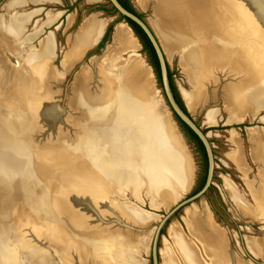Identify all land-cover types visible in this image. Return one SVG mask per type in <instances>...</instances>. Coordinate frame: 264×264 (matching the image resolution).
<instances>
[{
  "label": "rangeland",
  "instance_id": "374dc122",
  "mask_svg": "<svg viewBox=\"0 0 264 264\" xmlns=\"http://www.w3.org/2000/svg\"><path fill=\"white\" fill-rule=\"evenodd\" d=\"M11 1L12 0H0V25L4 21H14L20 17H27V21H23V26L19 34L11 33L12 39H10L11 34L8 36L7 33L4 34L2 30H0V42H15L14 46L21 49L22 53H20V58L16 56L19 67L9 61L10 80L8 88L5 87L6 96H8L9 99H5L4 102L3 120L7 130L5 129L6 132L2 145L3 149L0 147V153H3L0 158V168L2 169L0 184V223L2 222L0 225V245L1 243L3 245L0 246V264H3L2 260H4V264H66L62 258L63 261H59V255L56 256L57 252L66 255L69 252L71 253V250L76 251L79 255L78 264H103L94 253L92 245L93 240L97 238L102 239L108 234L109 227L101 223H88L90 218L73 202V199L78 197L86 200V202L88 201L89 205H93V209L94 207L100 208L98 201L101 197H103L101 200L106 198L105 195L107 196V194L111 192L107 185L112 181L111 179L106 182L103 180L100 181L99 178L95 176L94 172L97 166V160L101 157H98V154L94 151H84L81 145L82 143L80 142L81 140H85V126L90 121L88 114L93 107L86 102L83 103L80 101V93H82V84L80 83H85L83 90H85V93L87 92V96H89L92 101L98 102L101 100L106 83L105 86H103V84L99 85V82L95 84L96 81L103 83L105 79L100 70L96 69V65L92 60L103 56L107 46L113 41L116 26L126 22L122 20L115 23L112 35L103 47L99 48L98 44L100 42H98L96 45L86 48L81 56L70 65L69 68H66L64 66L65 55L71 51L72 46L70 42L76 37L84 21L90 16H95L97 20H106V32L110 24L120 20V14L116 13L115 15H110L104 11V9L110 11L112 8L107 0H46L38 3L27 0L21 5L10 7ZM131 3L137 11L145 15V19L151 26L153 25L152 21H157L158 17L156 14L158 13V7L154 4V1H148L147 5L140 4L138 0H131ZM193 3L192 7L187 6L186 8L187 12L190 11L188 14L197 10L200 14V18L197 20L199 23L198 29L200 30L198 35L200 34V36H198V40H196L200 41V43H198L201 46L202 37H204L206 33L209 34L212 41V52L215 56L220 54V58L215 59V63L213 62L214 65L207 70V76L211 77L212 74V78L216 77V65L218 64L219 66L217 65V68L232 72V74L239 79H244L245 77L246 79L251 78L253 76L251 72L246 70V68L242 69L240 67V57L246 54L250 48H252L256 54L259 53L257 48H255L256 45L262 46L261 50H264V44H262L264 43V26L247 13L242 12V14H240L235 10L233 11L232 6H230V4H232L231 0H193ZM202 3L207 8L211 7L212 10L208 9L206 12L202 11L200 8L201 5H203ZM213 6H215L216 9L213 8ZM59 12H61V15L50 22V17H55ZM71 18H73V22H70ZM176 18H178V16ZM234 28V31H238L239 29V31L242 32L241 35H246L247 41H241V39H239L242 37L239 32L237 33L239 36L237 37V35H235L234 37L232 34ZM51 33L55 36L54 56L45 63L47 65L39 67V65L34 64V60L39 52L38 50L41 48L42 41ZM133 35L136 41H138L137 43L140 48L135 51H125V54L122 53L121 58L127 62L130 61L129 58H134L136 55L135 59L140 60L142 65H145V68L149 72L151 71L150 75L152 74L153 90L154 92L158 91L156 95H159L162 99V111L167 116L168 113L166 112H169L177 131L188 149L193 164V181L189 190L185 192L181 199L169 210H165L163 207L155 209L150 205L151 197L147 192V178H144L145 184L140 195L143 201H137L126 184H120L121 188H124L125 194L122 197L115 195L120 203H127L130 200V202H135L140 208L152 212L153 215L157 217L147 228H133L134 232H144L150 234L151 237L150 248L148 252H142V258L140 259H143L142 261H145L146 264H155L154 251L156 249L158 264H164L163 251L166 249L167 242H169V244L172 243L169 236V228L173 222H179L185 232H187L183 216L186 212V208L194 204L199 210L206 207L221 229L224 230L227 242L235 259L239 260L242 264H264V256L262 255L264 254V219L259 217L263 216L264 207L258 209L256 201V198L260 196L264 187V156L261 158L263 163V167L261 168L258 160L252 155L253 136L251 135L257 130L256 128L259 130H257L258 132H255V134H263L264 132V108L260 109L258 111L259 113L257 112L255 114V117L250 116L253 112L251 109L247 108L242 113H238L239 115H245L242 121L235 120L229 122V118L232 116L231 109L237 106L233 93L238 90V88H241L242 85L233 86L235 82L223 80L218 83V93H216L215 99L213 98L202 107L190 110L186 104L185 98H183V94L184 91H193L194 86L190 81L187 69L182 64V57L179 49L172 48L168 54L165 52L169 61L170 71L173 73L174 82L185 103L187 111H190L191 117L196 124L206 132L205 134L212 148L215 150V176L211 181V186L196 201L180 211L176 210L175 208L199 191V180L202 176V159L194 143L187 137L175 115H172L171 110L163 99L164 91L158 82L154 68L149 61V57L147 53L143 51V45L134 31ZM29 36H32V39H29ZM258 38H260L259 41ZM3 47L4 45L0 43L1 52L3 51ZM132 55L134 56L132 57ZM261 57L263 58V56ZM33 64L36 67L35 69L33 68ZM45 70L47 72H44ZM93 75L95 76L93 77ZM33 76H36V79ZM37 78L40 79L37 80ZM94 84L99 86L95 87ZM255 86L264 92V85L257 84ZM244 87H247V85H244ZM248 87H251V83ZM92 88L93 90H91ZM77 90L78 94H76ZM30 95L32 97H30ZM152 98L156 101L155 97L152 96ZM76 103H78V106ZM80 109L83 110L80 111ZM208 110L218 111L219 114L216 118V123H208ZM247 113H250V115H246ZM135 117H137V115H135ZM26 120H29V122H26ZM48 120H50V122H47L49 124L47 130L44 123ZM8 130L9 132L11 131L9 135L7 132ZM251 130H253V132ZM234 132H236L238 136L236 140H234L233 137ZM27 137H29V139ZM113 137V143L116 145H123L126 143V140L123 141V138L120 139L116 134L113 135ZM15 143L17 145L19 143V145L17 146ZM65 149L71 151L72 154H70L74 157L65 159L63 156H68L67 153L65 155L62 153ZM38 150L41 153H39ZM236 150H238L245 163L246 174L252 176L254 183L260 182L258 185L256 184L255 191H252L250 185L246 184L245 173L235 162L234 154ZM25 154H27V156H25ZM59 154L61 156H59ZM31 156L34 160L33 158H29ZM51 159H53V161H51ZM23 160L25 161L22 162ZM33 163H42L44 166L53 164L55 170L52 172H44L45 174H43L42 171L37 174L34 173L25 181L17 180V173L26 168V166H31ZM75 170L77 173H75ZM227 178L235 183L244 202L256 208L257 211L254 212V216H247L242 213L241 208L238 207V202L235 201L225 184ZM73 186L75 188H72ZM25 188L28 190H25ZM24 193L28 194L24 195ZM72 195H74V197H71ZM112 198H114V196H110V200L114 201ZM16 200L19 201V205H12L10 207V203L15 204ZM25 205H29L32 209L36 210L35 220L27 222L30 216H32V213H27L25 215V218H27L25 219L26 221L19 216V212L21 215L22 208ZM101 213H104V210L101 209ZM14 217L15 220L13 222ZM29 228L31 231L28 230ZM34 236L41 241L37 242L36 239L34 240ZM250 239L255 242L257 241V249L262 254L258 255L253 250L252 243H249L252 242ZM67 255L71 258V261L75 263L74 258L71 257L72 253ZM204 261L206 263L209 262L208 259H204Z\"/></svg>",
  "mask_w": 264,
  "mask_h": 264
},
{
  "label": "bare ground",
  "instance_id": "6f19581e",
  "mask_svg": "<svg viewBox=\"0 0 264 264\" xmlns=\"http://www.w3.org/2000/svg\"><path fill=\"white\" fill-rule=\"evenodd\" d=\"M32 1L37 3L42 0H32ZM148 1L150 0H138V2L142 5H147ZM152 1H154V4H156V6L158 7L157 8L158 13L156 14L158 19L157 21H152L153 23L152 26L154 27L160 39V42L167 54L172 48L179 49V52L182 57V64L187 69V72L190 77V81L194 86L193 91L190 92L184 91L183 94L184 96L183 98H185L186 104L189 107V109L195 110L197 107H202L206 105L213 98L215 99L216 97L215 95L216 93H218V83L222 82L223 80L225 81L230 80L231 82H235L233 83V86L242 85V87L238 88V90L234 91L233 93L234 100L237 102L236 103L237 106L234 109L230 106L232 108L231 109L232 116L229 118V122H233L235 120L242 121L245 115H239L238 113H242L247 108L251 109L253 114L250 115V113H247L246 115L255 117L256 116L255 114L260 109L264 108V92L261 89L259 90V88L255 86L257 84L264 85V61H262L264 60L263 59L264 50L263 51L261 50L262 46L261 47L258 45L255 46V48H257V50L259 51V53L256 54V52H254V50L250 48L246 52V54L240 57V62H241L240 67L242 69L246 68V70H249L253 75L251 78L246 79L245 77L244 79L242 78L239 79L235 77L232 74V72H229L227 70L224 71L217 68L218 64L216 65V70H217L216 77L212 78V74L211 77L210 76L208 77L207 70L214 65L213 62L215 63L214 61L215 59L220 58L219 57L220 54H217L215 56L214 53L212 52L211 49L212 41L209 34L206 33L204 37H202L201 46L199 45L200 41H197L198 40L197 37L200 36V34L198 35V32H200V30L198 29L199 23L197 22L198 18H200L199 17L200 14L198 10L191 12V14H188L190 11L187 12V8H186L187 6L190 7L193 6L192 5L193 0H152ZM231 3L232 4H230V6H232L233 11L235 10L240 14H242V12L247 13L248 15L253 17L256 21L260 22L262 26H264V0H231ZM200 8L204 12H206L208 9H211V7L207 8L204 4L201 5ZM213 8H215V6H213ZM60 15L61 12H59L55 17H50L49 21L50 22L53 21L56 17H59ZM177 16L178 18H176ZM21 18L22 17L14 21L11 20L6 21L5 24L6 30L9 33V35L11 33L19 34L21 32V27L23 26L21 24L22 23ZM70 20H71L70 22H73V18H71ZM106 26H107L106 20H97L95 16L88 17L82 24L76 37H74V39L70 42L72 47H71V51L65 55L64 66L66 68H69V66L72 65L81 56L82 52L86 48L96 45L102 38ZM2 27L4 28V26ZM238 32L241 35L242 32H240L239 29ZM12 34L10 35V37L12 36ZM232 34L235 37L236 33L232 32ZM241 36L242 37L239 38L241 39V41L243 40L247 41L246 35H241ZM28 38L32 39V36H29ZM10 39H12V37ZM259 40L260 38H258V41ZM137 42L138 41H136L131 27L127 23H120L116 26L113 35V41L111 44L107 46L103 56L94 58L92 60V62H94L96 65V69L100 70V72L103 74L105 79L103 83H101L100 81H96L95 84L99 82V85L103 84V86H105L106 83V87H104L103 90L104 91L103 97L101 98L100 101L98 102L92 101L89 98V96H87L86 94L87 92L85 93V90H83L85 83L84 84L80 83L82 84L81 85L82 93L79 92L80 101H82L83 103L86 102L89 105L93 106L92 108L90 107L91 111L88 114L90 121L85 126L86 128L85 140L84 141L81 140L80 142L82 143L81 145L83 146L82 148L84 151L87 150L94 151L96 154H98V157H101L100 159L97 160V166L94 172L95 176H97L100 181L103 180L104 182H106L110 179L112 181H110L107 185V187H109L108 188L109 191L111 192L110 193L108 192L109 194H107V196L105 195L106 198L101 200V198L103 197L101 198L99 197L100 198L99 201L97 200L99 202L98 204L100 205V208L104 210V213H101L100 208L94 207L93 209V205L92 206L89 205L88 201L86 202V200L84 199L75 197L73 199V202L76 204V206L79 209H81V211L87 214V216L91 219V220L89 219L90 221L88 220V223L89 222L91 224L101 223L102 225H106L109 227L108 234H106L102 239L97 238L96 240H93V245H92L93 246L92 249L94 253L100 259L99 261H101L103 264H146L145 261L143 262L142 261L143 259L140 258H142L141 255L142 252L146 253L150 248V240H151L150 234L144 232H140V233L134 232L133 228L134 227H138L140 229L147 228V226L151 225L157 219V217H155V215H153L152 212H148L147 210L140 208L135 202H130L129 200L128 202L125 201L127 203H122V202L120 203L118 199L115 197V195H118L120 197L125 195L123 190L124 188H121L122 185L121 183L126 184V186H128L129 191L137 201H143L140 195H141V190L143 189V186L145 184L144 178H147L146 179L147 187H148L147 192L148 195H150L151 197L150 205H152V207L155 209L156 208L159 209V207H163L165 210H169L173 205H175L181 199L183 194L189 190L191 183L193 181V164L188 149L185 146V143L183 142L181 135L177 131L176 126L174 125L175 123H173L169 115V112L165 111L166 113H168L167 116L162 111V104H163L161 103L162 99L160 98L159 95H156V92L158 94V91L154 92L153 90V80L151 77L152 74L150 75L151 71L149 72L145 68V65H142V62L140 60L135 59L136 55L134 52L133 53L135 57L129 58L130 61L125 62L121 58L122 53H124L125 51L128 50L135 51L136 49L140 48ZM14 43L12 42L9 45L10 48L9 61L12 64L14 63L16 64L17 67H19V63L16 59V56L19 57L22 53H21V49H18L14 46ZM38 51L39 52L37 53L36 58L34 57L35 58L34 64L39 65V67H43L47 65L45 63L54 56L55 36L53 33L49 34L42 41L41 48ZM134 55H132V57ZM260 55L263 56V58ZM34 64H33V68L35 69L36 67L34 66ZM44 72L47 71L45 70ZM94 76L95 75H93V77ZM34 78L36 79V76ZM38 79L40 78H37V80ZM9 80H10V69H9ZM250 83H251V87L249 88L248 85ZM99 85H95V87ZM244 85H247V87H244ZM93 88L91 90H93ZM76 94H78V90ZM152 96L156 98V101H154ZM6 97H4V102L5 99H9L8 96ZM30 97L32 96L30 95ZM1 98L2 97L0 96V100ZM76 104L78 106V103ZM1 106L2 107H0L1 108L0 109V147L3 149L2 145L4 142V134L6 132L5 129L7 130V127H5L4 125V120H3L4 117H1L2 115H4V104ZM81 110L83 109H80V111ZM218 114L219 113L217 110H208L207 112L208 123L209 124L216 123V118ZM135 115H137L138 118L135 117ZM26 122H29V120H26ZM47 122H50V120L44 123L45 128L49 126ZM256 129L259 130L258 128ZM253 130L251 131L253 132ZM257 130L254 131L258 132ZM7 132L8 135L9 133L11 134V131L9 132V130ZM255 132L251 134L253 136L252 155L256 160H258L259 165L262 168L263 163L261 161V158H263L264 156L263 155L264 132L263 134L262 133L255 134ZM115 134L118 135L120 139L123 138V141L126 140V143H124L123 145L114 144L113 135ZM233 134H234L233 136L234 140H236L238 137L237 133L234 132ZM27 138L29 139V137ZM39 153L41 152L39 151ZM62 153L64 155L67 153L68 156L66 157L63 156L65 159L74 157L71 155L72 153L71 151H68V149L63 150ZM2 154L3 153L1 152L0 158L2 157ZM25 156H27V154H25ZM59 156L61 155L59 154ZM234 157L238 167L245 173L246 184L250 185L252 191H255L256 186L260 182L254 183L252 180V176L246 174V166L238 150H236ZM29 158L31 159L33 157L31 156ZM24 161L25 160H23L22 162ZM51 161H53V159H51ZM1 170L2 169L0 168V184L2 179ZM54 170H55V166H53V164L44 166L42 163H33L31 164V166L29 167L26 166V168L18 172L16 178L17 180L25 181L28 178H30V176H32L34 173L37 174L40 171H42V173L45 174L44 172H52ZM75 173H77V171ZM225 184L230 194L235 199V201L238 202V207L241 208L242 213L247 216H254V212L257 211L256 208H254L250 204H246L247 202H244L243 198L239 194L238 188L235 185V183H233L231 179L227 178ZM72 188L75 187L73 186ZM26 189L27 188H25V190ZM27 194L24 193V195ZM110 196H114V198H112L114 201L110 200ZM71 197H74V195H72ZM87 199L90 200L89 198ZM256 201H257L258 209H262V207H264V187L260 196L256 198ZM18 203L19 201L16 200L15 204L10 203V207L12 205L18 206L19 205ZM202 210H199L197 206L194 204L186 208V212L183 216V221L187 229V232H185L184 228L181 226L179 222H173L171 224L169 228V236L171 238L172 243L169 244V242L166 241L167 242L166 249L163 251L164 264H181V263L182 264H242L239 260L234 258L232 251L225 246V237L223 235V229H221L219 224L214 221L212 214L209 212V210L206 207H204V209L202 208ZM27 213H32V216H30V219L27 220V222L35 220L36 210L32 209V207L29 205H25L22 208V213L20 215L19 212V216L23 220H25L27 219L25 218V215ZM259 217L264 219V214L263 216H259ZM14 220L15 217L13 219V222ZM1 224L2 222L0 223V225ZM28 230L31 231L30 228ZM95 236L98 235L96 234ZM35 237L36 236H34V240L36 239ZM36 241L38 242L41 240L36 239ZM250 241H252L249 243L250 244L252 243L253 250L258 255L262 254L257 249V241L255 242L251 239ZM71 253H72L71 257L74 258L75 263L72 262L71 258L67 255ZM71 253L69 252L66 255H64L62 253L57 252L56 256L59 255L58 257H60L59 260L60 262L63 259L66 262V264H78L77 262L79 255L74 250H71ZM262 255L264 256V254ZM204 259H208L209 262L206 263Z\"/></svg>",
  "mask_w": 264,
  "mask_h": 264
},
{
  "label": "water",
  "instance_id": "95a60500",
  "mask_svg": "<svg viewBox=\"0 0 264 264\" xmlns=\"http://www.w3.org/2000/svg\"><path fill=\"white\" fill-rule=\"evenodd\" d=\"M112 5L119 11L120 15H123L137 24H139L148 37L150 38L156 53L158 55L160 66H161V73H162V83H163V91L164 96L163 99L167 103V106L171 110L172 115H178L184 122H186L202 139L204 142L208 157H209V173H208V179L205 187L202 190L197 191L194 195H192L190 198H188L186 201H184L181 205H179L176 210L180 211L184 207L188 206L189 204L196 201L204 192L211 186V181L215 176V150L212 148L207 135L204 133V131L196 124L194 119L191 117L190 111H188L189 115L179 106L177 103L174 94L172 92L170 82H169V71H168V58L165 53V50L159 40V37L157 36L155 30L151 26V24L146 20L140 18L137 14L127 10L120 2L119 0H109ZM126 22V20H124ZM128 24V22H126ZM129 25V24H128ZM133 30V29H132ZM100 42V41H99ZM174 118V117H173ZM177 123V122H176ZM155 249V247H154ZM155 255V264H158L157 255H156V249L154 251Z\"/></svg>",
  "mask_w": 264,
  "mask_h": 264
},
{
  "label": "trees",
  "instance_id": "16d2710c",
  "mask_svg": "<svg viewBox=\"0 0 264 264\" xmlns=\"http://www.w3.org/2000/svg\"><path fill=\"white\" fill-rule=\"evenodd\" d=\"M107 1H108V4L112 6V8L110 11L107 9H104V11L109 13L110 15H115L116 13H119V11L112 5V3L109 0H107ZM119 2L127 10L137 14L140 18L145 19V15L143 13H140L139 11H137L132 5H129L127 0H119ZM120 16H121L120 20L115 21L114 23H112L108 26L104 36L102 37L100 43L98 44V47L99 48L103 47L106 44V42L109 41V39L112 35V32H113V28H114L115 23L122 21V20H126V22H128L130 27L133 29V31L137 35V37L140 39V41L143 45V51L145 53H147V55L149 57V61L154 68L158 82H159L160 86L163 88L160 61H159L158 55L156 53V50H155L150 38L148 37V35L144 31V29L139 24H137L133 20H131V19H129L123 15H120ZM168 71H169V82H170V86H171L172 92L174 94V97H175L177 103L179 104V106L189 115L187 108L185 106V103H184V101H183V99H182V97H181V95H180V93L176 87V84L174 82L173 73L170 71L169 64H168ZM175 117H176L177 121L179 122L180 126L182 127L183 131L187 135V137L190 139V141L192 143H194L197 151L199 152V154L201 156V159H202V176H201V179L199 180V190H202L207 183L208 173H209V157H208L206 146H205L204 142L202 141V139L199 137V135L186 122H184L176 114H175ZM204 133H206V132L204 131Z\"/></svg>",
  "mask_w": 264,
  "mask_h": 264
},
{
  "label": "crops",
  "instance_id": "0c3cea01",
  "mask_svg": "<svg viewBox=\"0 0 264 264\" xmlns=\"http://www.w3.org/2000/svg\"><path fill=\"white\" fill-rule=\"evenodd\" d=\"M19 1H20V4H19ZM27 0H12L11 1V3H10V7H12V6H17V5H21V4H23L24 2H26ZM29 1H32V0H29ZM44 1H46V0H42V1H40V2H44ZM33 2V1H32ZM38 3V2H37ZM22 20H24V21H27V17H22L21 18ZM21 20V24L23 25V21ZM6 21H4L1 25H0V30H2V32L4 33V34H6L7 33V35L9 36V34H8V32H7V30H6ZM2 26H4V28L2 27ZM237 29V28H236ZM235 30V28L233 29V32H235L236 33V35H237V33H238V31L236 30V31H234ZM105 34V33H104ZM237 37H238V35H237ZM2 45H4V47H3V51L1 52L0 51V71H1V74H0V96L2 97L1 98V100H0V102H1V105H3L4 104V97L7 95L6 94V91H5V87L6 88H8V85H9V57H10V55H9V52H10V48H9V45H10V41L8 42H0ZM4 43V44H3ZM248 49V48H247ZM3 57V58H2ZM2 107V106H1ZM1 117H4V115H2ZM213 217V216H212ZM214 219V218H213ZM214 221H215V219H214ZM216 222V221H215ZM217 223V222H216ZM223 235H224V237H225V246L227 247V248H229L230 249V247H229V244H228V242H227V238H226V235H225V233H224V230H223ZM231 250V249H230ZM2 263L4 264V260H2Z\"/></svg>",
  "mask_w": 264,
  "mask_h": 264
},
{
  "label": "flooded vegetation",
  "instance_id": "af4514ba",
  "mask_svg": "<svg viewBox=\"0 0 264 264\" xmlns=\"http://www.w3.org/2000/svg\"><path fill=\"white\" fill-rule=\"evenodd\" d=\"M128 1V3H129V5H132V3H131V0H127ZM133 6V5H132Z\"/></svg>",
  "mask_w": 264,
  "mask_h": 264
}]
</instances>
